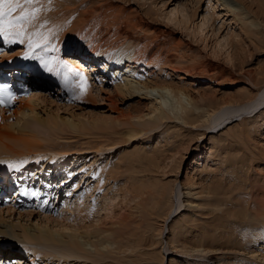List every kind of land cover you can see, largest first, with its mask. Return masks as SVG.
<instances>
[{
  "label": "rangeland",
  "instance_id": "374dc122",
  "mask_svg": "<svg viewBox=\"0 0 264 264\" xmlns=\"http://www.w3.org/2000/svg\"><path fill=\"white\" fill-rule=\"evenodd\" d=\"M85 2L89 6L98 5L100 7L90 16V23H94L92 26L85 25L86 21L80 20L76 13L65 18L60 16L55 19L56 21L53 20V24H55L53 28L57 30L54 31L56 32L54 46L58 44L56 50H61L64 60H66V55L72 54L71 50L73 49L87 53L84 50L87 49L86 45L92 44L84 45L82 43L83 39L88 42V31L100 32L114 21L119 25L127 18H130L131 22L136 18H142L162 33L170 50L169 53L178 55V59L171 64V68L165 67L167 71L165 76L167 75L172 82L185 88L193 99L203 98L202 106H211L214 111H218V107L231 109L232 106L236 113L243 111V118L234 117L224 126L222 125L220 130L215 129V132L213 130L205 132L204 128H190V126L182 125L178 131L174 127L168 131L161 127L127 140L125 132L129 125H117L114 122L105 126L102 122L115 121L118 118L125 121L128 114H135L138 105L140 109L144 108L142 105L148 100L142 101L143 104H139L136 96L127 97L123 101L117 100L114 97L117 94L108 75L115 73L114 66L109 69L108 74L100 72V70L96 74L97 71L92 70L90 58L82 57L77 52L75 55L80 56L76 60L77 66L82 70L87 67L88 74L91 75L92 86L90 94L85 97V100L79 101L76 98V92L73 93L75 87L71 85V82L61 79L60 73L47 77L42 75L44 74L42 72L33 71L30 66L28 68V65L15 64L13 58L19 56L25 46L16 44V41L8 44L7 40L0 37V49H3L0 58L5 59L0 67H15L14 70L22 71L21 73L27 71L25 74L28 73L30 78H33L31 79L33 93L45 96V101L37 102V111L41 112L42 109L54 111L61 117L74 113L76 117L97 121V126L80 130L81 132L65 129V132H61L59 139L54 143H44L46 147L50 148L51 146L56 149L58 154L46 151L43 155L38 156L36 161L33 160L22 167L20 172L9 173L7 186L10 187V190L7 191L4 202L0 205L1 214L6 219L5 222H11L15 226L37 224L38 221L43 220L44 216L52 218L54 224L79 226L82 213L76 214L72 219L66 218L65 213H68L70 209H75V211L89 209L94 218H99L98 225L100 226H109L113 221L122 222V228L115 233V240L122 242V245L120 244L122 248L114 250L111 254H105L104 259L99 256V261L72 258L66 262L67 264H130V259H132V264H156L158 244L150 246L149 240L136 239L137 233H139L138 220L137 213L132 207L141 200L145 202L149 196L145 194L144 198L142 196L134 198L129 190L125 191L132 185L133 188L138 185L135 179H131L134 175H139V177L146 175V179L143 177L145 183L159 182L160 185H163L164 182L175 178L180 183V201L183 202V207L177 216H175L176 214L172 216L171 225H174L175 221H182H180L179 229L172 231L170 228L167 234V238L172 241L171 245L177 243L180 233L185 231V228L187 230L190 223L198 225V228L202 230L205 228L204 221L206 219L211 221L212 215H216L215 209H212L213 207L211 208L208 204L206 194L188 196L189 191L194 193L200 189L199 185H196L197 188L189 186L190 176L192 175L199 183L200 172L198 169L204 167L206 162H210L207 170L215 173H212L209 180L201 181L202 184L208 186L213 182L215 186H218L217 188L222 189L229 185L228 159L240 156L241 151L243 154L246 153L251 158L248 167L244 166V169L249 168L248 178L245 179V176L241 175L239 168L236 181L238 186L242 183L241 188L244 187V184L250 183L247 190H251H248V194L242 190L239 192L241 201L248 197L251 202L250 207L254 205L251 209L252 212L255 211L260 201H264V103L251 112H245L248 109L241 110L242 107H235L247 102V99L253 97L255 92L258 93L256 89L258 86H264V0H85ZM44 3L55 5L54 7L59 6V8L61 6L54 0ZM81 3L83 6L85 5L83 2ZM33 7L36 6L34 4L30 6V8ZM81 8H86V5ZM240 12L244 17L240 16ZM242 17L246 22L240 19ZM51 19L53 18L51 17ZM61 19H64V22ZM130 21L128 23H131ZM244 24L247 28L250 27L249 30ZM49 41L50 38L46 43ZM47 52L50 56L54 55L49 49ZM33 60L31 59V61ZM100 60H104V58H100ZM32 63L34 62L29 64ZM61 63L58 61L56 65L60 67ZM47 65L49 64L45 66ZM151 68L153 72L156 71V68ZM136 71L141 75H149L151 69L149 70L147 67V71ZM100 82L103 87H100ZM252 87L254 88L252 89ZM99 88H102V91L99 92ZM30 95L32 93L28 94V96ZM91 95L96 96L89 101L88 98ZM102 97H111L112 100L114 98L115 105L108 100L103 102L100 100ZM18 103L14 105L13 109ZM228 108L227 110H229ZM203 131L205 133L202 135ZM7 139L5 136L2 137V140L9 141L10 145H13V141L17 140L16 138ZM237 142H243L244 150L236 148ZM97 145L99 146L98 150ZM210 150L213 153H209ZM217 152L220 155L213 160V154L217 155ZM139 159L145 162H139ZM151 160L155 163H152ZM0 176L2 175L0 174ZM27 182V186H30L31 183L37 186L28 187L31 190L42 189L46 198L38 199L21 191ZM144 188L145 190L149 189L148 187ZM47 198L49 200H46ZM184 204L186 205L184 206ZM240 206L242 207L243 204ZM240 206H237V209ZM8 208H10L9 211ZM99 210L104 211V213L100 212V216ZM28 211L32 213L31 216L26 214ZM132 212L133 214H130ZM156 218L158 221L159 217ZM193 218L194 220L191 221ZM85 219L83 218L84 221ZM218 233H221V230H217L216 234ZM184 235L194 237L191 232L184 233ZM135 241L138 242V245L134 249ZM4 242H0V251L3 250L2 255L6 257L7 261L9 257L12 258L13 264H46V261H40L39 257L35 259V256H32L33 248L30 245H22L20 241ZM187 243V247L191 246L189 242ZM126 246H132L131 250H134L122 251ZM225 253L227 252L223 251L222 253L217 252L213 256L209 254L206 256L210 260L224 257L219 259V262H223L229 260L225 258L227 257L224 255ZM165 257L163 264H170V259L176 264H217L213 260L208 263L203 257H196L193 252L182 253L179 249L167 253ZM9 263L10 261H8ZM47 264H53V261H49Z\"/></svg>",
  "mask_w": 264,
  "mask_h": 264
},
{
  "label": "bare ground",
  "instance_id": "6f19581e",
  "mask_svg": "<svg viewBox=\"0 0 264 264\" xmlns=\"http://www.w3.org/2000/svg\"><path fill=\"white\" fill-rule=\"evenodd\" d=\"M45 1L49 0H37V2L34 3L36 6L35 8L39 9V11L36 13V19L26 26L23 42L20 40H14V42L16 41V44L19 43L21 46H25L19 56L13 58L14 63L28 65V68L32 67L33 71L37 70L38 72H42L44 73L42 75L47 77L53 76L55 73H60L61 79L65 80V82H71L72 86L77 85L80 82L79 78L82 74L85 78V82L83 83V93L81 94L80 87L76 86H74L75 89L73 91V93L76 92L75 95L79 96L77 99L79 101L85 100V97L90 94V88L92 86L90 83L91 75L89 76L87 67L82 70L77 66L78 64L76 63V60L79 59L80 56L90 58L93 66L92 70L94 72L97 71L96 74L98 73V70L108 74L109 69L114 66L116 70L115 73L108 74L114 86V91L117 94L114 97L117 98V100L119 99L123 101L127 97L136 96L138 97L139 104H143L144 102L142 103V101L148 100L147 103L145 102L146 104L144 103L145 105H142L144 108L140 106V109L138 105V108L136 107L137 109L134 112L135 114H128L125 121H121L119 118H116L117 120L115 121L102 122L105 126L114 122L117 125H129L128 127L126 126L127 129L125 132L127 140L142 136L149 131L159 129L161 127H163L166 131H168L171 127H174L175 129L177 128L176 130L178 131V129L182 128V125L186 127L190 126V128H204L205 132L207 130H220L222 125L224 126V124L229 122L232 118H243V111L236 113V110L234 111L232 106L230 107L231 109L228 107H218V111H214V108L211 106H202L203 104L201 102L204 100L203 98L198 97L199 99H193L185 88L172 82L167 75L165 76L167 72L165 67L171 68V64L178 59V55L169 53L170 50L162 33L155 28L154 25L142 18H136L133 22L130 21V18H127L125 22L119 25H117L118 23L116 24L114 21L110 23L105 30L100 32L88 31V42L86 39H83L82 43L84 45L87 43L92 44L86 45L87 49L84 50L87 53L73 49L71 50L72 54L70 53L66 55V60H64L61 50H56L58 48V44L54 46V42L56 41L54 38L56 32L54 31L57 30H54L53 28L55 25L53 24V20L60 16H64L63 18H65L68 15L71 16L76 13L78 18L80 20H85V25L90 27L94 24L90 23V16L97 12L100 7L98 5L89 6L87 5V2L84 3L85 0H54L57 4L61 5L59 8V6L54 7L55 5L46 4L44 3ZM81 2L86 5V8H81L85 6H83ZM44 16L46 17L44 18ZM48 16L50 17L48 18ZM240 16L244 17L243 14L241 15V12ZM51 17L53 19L50 20ZM243 17L240 19L243 20ZM61 20L64 22V19ZM128 21L131 23H128ZM182 21H184V19H182ZM243 21L246 22L245 18ZM97 25L99 26V24ZM112 26L114 28H111ZM249 28H247V30H249ZM31 33H35L36 35L31 37L33 46L30 48L29 34ZM0 37L3 40H6L3 36ZM45 38L46 41L50 38L49 43H45ZM6 42L8 44L14 43L9 40ZM37 45L40 46L37 47ZM47 49L53 52L54 55L50 56ZM35 51L37 52L35 53ZM77 52H79L78 54H80V56L75 55ZM100 58H104V60H100ZM31 59L34 60L31 61ZM3 60L5 59L0 58V64L4 63ZM42 61H47V64L49 65L45 66L46 64L42 63ZM58 61L62 62L60 67L59 65H56ZM30 62L34 63L29 64ZM147 67H149V70L151 69L149 75H141L136 71H147ZM151 67L156 68V71L153 72ZM7 68L14 69L15 67H0V71H2V73L8 72L6 71ZM44 69L46 70L45 72ZM13 76L15 75H11V78L15 79ZM99 85L100 87H103L101 82ZM24 87L26 88V86ZM253 88L254 87H252V89ZM256 89L258 93L255 92V95L253 97L251 96L250 99H247V102L236 105L235 107H242L241 110L248 109L245 112H251L254 108L264 103V86H258ZM100 91H102V88H99V92ZM75 95L73 96L74 98ZM92 95L88 98L89 101L96 96ZM111 97H102L100 100H103V102L104 100H108L111 104H114L116 100L113 101L114 98L112 100ZM44 99L45 96L32 93V95L26 98L17 99L16 103H19L16 108L11 109V112L0 108L1 175L12 172H20L22 167L33 162V160L36 161L38 156L43 155L46 151H50L55 155L58 154L59 152H57L56 149L51 146L48 148V146L46 147L44 143H54L59 139L60 133L65 129L78 132L83 129L86 130L88 127L97 126L96 120L91 121L80 116L76 117L74 113L70 116L61 117L54 111H45L44 109H42L41 112L37 111V102H43L45 101ZM15 104H13V106ZM227 108L229 110H227ZM205 132L203 131L201 134L203 135ZM82 133L84 132L82 131ZM3 136L7 137V140L10 138H16L17 140H12L13 145H10L9 141L6 142V140H2ZM242 145L243 142H237L236 148L241 150ZM98 147L99 146L97 145V150ZM102 147L104 148V146ZM209 153L213 152L210 150ZM215 154L216 153L213 154V160L215 157L220 155L219 152H217V155ZM206 159H208V157ZM250 159L251 158H249L246 153L243 154V151H241L240 156H233L228 159L229 162L227 166L230 167V171L228 176L229 185L226 188H217L218 186H215L213 182L208 184V186L202 184L201 181L209 180L208 178L212 177L211 175L213 172L207 170L210 162H206L204 167L198 169L200 172L199 183L195 181L192 175L190 176L188 181L189 186L197 188L196 185H199L200 189L198 188L199 191L194 193L189 191L188 196L192 197L194 195L201 196L206 194L208 197V204L211 208L213 207L212 209H215L216 215H212L211 221L207 219L204 221L205 228L202 230L198 228V225L192 223H190V227L187 226V230L184 227L185 231L183 230V232L180 233V239L176 241L177 243L174 245H171L172 241L167 238V234L170 231V228H172V231H175L181 226L180 221L182 220L178 222L175 221L174 225H171L172 216L175 214V216H177V214L181 212V207H183V202L180 201V183L175 180L176 178L174 180L164 182L163 185H160L159 182L145 183L146 175L140 177L139 175H134V177L131 178L135 179L138 185L136 184L137 186H134L135 188H133L132 185V187L130 186L125 189V191L128 192L129 190L134 198L140 196L144 198L143 196L145 194L149 196L145 199V202H142V200L137 202L132 209L137 213L136 215L138 220L137 229H139V233H137L136 239L142 240L145 238L150 241V246H156L158 244L159 250L157 260H155L156 264H163L166 254L172 252L173 250L176 251V249H179L182 253L193 252L196 257H203L208 263L213 259L210 260L206 255L209 254L213 256L217 252L222 253L225 251L227 252L224 254L227 255L225 258L229 259V262H219V259H223L224 257L216 258L213 262H216L217 264H264V201H260L257 204L255 211L252 212L251 209H253L254 205L253 207H250L251 202L248 200V197L241 201V194L239 193L242 190L244 193L248 194V190H251H247L250 183L246 185L244 184L243 186L245 188H241L242 183L238 186V182L236 181V174L239 168L241 175L245 176V179L248 178L249 168L244 169V166L248 167L251 163ZM142 160L139 159V162H142ZM148 162L155 163V161L152 160L151 162ZM10 164H16L17 167L11 168L9 167ZM27 185L28 182L24 187H22L21 191L30 195L35 193L34 196L38 199L40 197L46 198L42 189L31 190L28 188L31 186ZM144 187H148L149 189L145 190ZM46 200H49V198ZM241 204H243L242 207L240 206ZM185 205L186 204H184V206ZM237 206H240V208L237 209ZM9 210L10 208H8V211ZM100 210L102 209L100 208ZM100 210L99 216L100 212L104 213V211ZM133 212L130 214H133ZM80 213H82V217L79 219L81 222L79 226H66L62 223L54 224V222H52V218L45 216L43 220L38 221L37 224H18L15 226L11 222H5L6 219H4L0 210V242L5 241L4 243H11L13 241H20L22 242V245H30L34 249L31 251L33 254L32 256H35V259L36 257H39L41 259L40 261H46V264L49 263V261H53V264H61L63 262L66 263L72 258L78 260L91 259L99 261V256L104 259L105 254H111L114 250L122 248V242L115 240V233H117L123 225L121 221L111 222L110 220L111 223L109 222V226H100L98 225L99 218H94L89 209L86 211H82L80 209L75 211V209H70L68 213H65V217L72 219L73 216ZM26 214L31 216L32 213L28 211ZM88 214L89 218L87 219ZM156 217H159V222ZM83 218H86L87 220L85 219L84 221ZM193 220L194 218L191 219V221ZM217 230H221L222 234H216ZM187 232L193 233L194 237L184 235V233ZM187 242H189L191 246L187 247ZM136 245H138L137 241L134 242V249ZM127 246L122 251L131 250L133 248V245L129 247ZM129 262L132 264V259H130ZM173 262L174 261H171L170 259V264H176Z\"/></svg>",
  "mask_w": 264,
  "mask_h": 264
},
{
  "label": "snow or ice",
  "instance_id": "6c2138e0",
  "mask_svg": "<svg viewBox=\"0 0 264 264\" xmlns=\"http://www.w3.org/2000/svg\"><path fill=\"white\" fill-rule=\"evenodd\" d=\"M37 0H0V36H3L6 40L13 41L20 40L23 42V37L25 35L26 26L36 19V13L39 9L30 5L36 3ZM36 35L35 33L29 34V47L33 46L31 37ZM46 43V38H45ZM40 45H37L39 47ZM42 63L47 64V61H42ZM79 83L74 85L80 87L81 94L83 93V83L85 78L80 76ZM77 99L79 96L76 97ZM12 96L9 94V100ZM0 103H3L0 100ZM9 167L15 168L16 164H10ZM35 195V193H33Z\"/></svg>",
  "mask_w": 264,
  "mask_h": 264
}]
</instances>
